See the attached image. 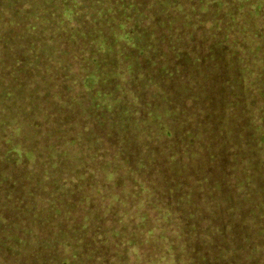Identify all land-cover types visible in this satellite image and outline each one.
<instances>
[{
    "label": "trees",
    "instance_id": "trees-1",
    "mask_svg": "<svg viewBox=\"0 0 264 264\" xmlns=\"http://www.w3.org/2000/svg\"><path fill=\"white\" fill-rule=\"evenodd\" d=\"M245 1L0 0V264H264Z\"/></svg>",
    "mask_w": 264,
    "mask_h": 264
},
{
    "label": "rangeland",
    "instance_id": "rangeland-1",
    "mask_svg": "<svg viewBox=\"0 0 264 264\" xmlns=\"http://www.w3.org/2000/svg\"><path fill=\"white\" fill-rule=\"evenodd\" d=\"M148 0H146L147 2ZM257 0H246L245 3L246 5L243 7H240V8H236L235 4H233L232 8H231V11L229 13V16L230 17H233L234 18V21H236V19H238L237 21H239V19L242 17V15H244V13L240 12V11H243V9L245 10V8H248L250 11H251V3L252 2H255ZM260 3L264 6V0H260ZM248 13V12H247ZM263 14V17H264V12H262ZM261 19V14H260V17L257 18V21ZM103 25V22L101 23ZM264 34V31H262V36ZM261 54V51L258 52V56ZM257 61H259V63L261 62V60H259L257 58ZM139 208V207H138ZM81 214H82V211H81ZM80 214L78 213L77 216L73 219V221H80V218L78 217Z\"/></svg>",
    "mask_w": 264,
    "mask_h": 264
}]
</instances>
